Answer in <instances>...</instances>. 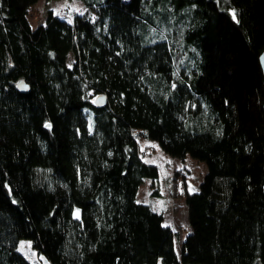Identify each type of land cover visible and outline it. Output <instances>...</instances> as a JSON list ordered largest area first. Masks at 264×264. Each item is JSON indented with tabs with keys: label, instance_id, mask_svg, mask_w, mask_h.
Listing matches in <instances>:
<instances>
[{
	"label": "trees",
	"instance_id": "16d2710c",
	"mask_svg": "<svg viewBox=\"0 0 264 264\" xmlns=\"http://www.w3.org/2000/svg\"><path fill=\"white\" fill-rule=\"evenodd\" d=\"M38 1L0 0V264H264V0ZM140 138L206 165L180 257Z\"/></svg>",
	"mask_w": 264,
	"mask_h": 264
},
{
	"label": "rangeland",
	"instance_id": "374dc122",
	"mask_svg": "<svg viewBox=\"0 0 264 264\" xmlns=\"http://www.w3.org/2000/svg\"><path fill=\"white\" fill-rule=\"evenodd\" d=\"M48 11L71 22L73 16L83 14L85 8L78 0H39L29 12L31 27L36 28L44 24ZM71 62L72 55L68 57V64ZM137 144L142 161L157 167L159 180L153 188L152 181L145 178L138 189L136 201L150 206L154 212L163 215V226L168 227L175 235L174 248L180 257L182 240L189 233L183 195L185 191L188 193L198 191L207 173L206 165L188 155L182 159L172 158L151 140L140 138ZM155 190H158V196L153 195ZM17 250L30 264H42L29 241H20Z\"/></svg>",
	"mask_w": 264,
	"mask_h": 264
},
{
	"label": "water",
	"instance_id": "95a60500",
	"mask_svg": "<svg viewBox=\"0 0 264 264\" xmlns=\"http://www.w3.org/2000/svg\"><path fill=\"white\" fill-rule=\"evenodd\" d=\"M259 65H260L262 75H263V87H264V51L259 56ZM18 88L21 90L26 89V87L23 85V83H19ZM104 101H105L104 98H97L95 104L96 105H102L104 103ZM263 111H264V105H263ZM42 264H48V263L46 262V260L43 259Z\"/></svg>",
	"mask_w": 264,
	"mask_h": 264
}]
</instances>
